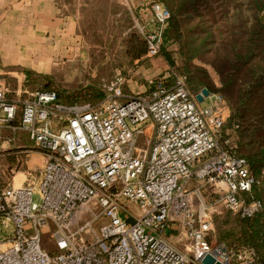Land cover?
Listing matches in <instances>:
<instances>
[{
	"label": "built area",
	"instance_id": "1",
	"mask_svg": "<svg viewBox=\"0 0 264 264\" xmlns=\"http://www.w3.org/2000/svg\"><path fill=\"white\" fill-rule=\"evenodd\" d=\"M170 18L160 0H143L135 24L147 57L163 54ZM169 77L171 86L152 80L143 94L118 86L84 105L43 91L11 100L0 85V128L27 133L45 157L37 182L0 186V264H203L208 255L218 264H263L254 250L210 237L218 205L242 219L263 210L254 190L264 185V170L257 176L238 156L220 95L202 106L184 75L161 80ZM192 182L199 185L189 189ZM91 205L100 210L96 219L71 233ZM101 218L108 224L97 231ZM41 231L52 232L55 253L42 250ZM172 234L190 242L184 252L168 242Z\"/></svg>",
	"mask_w": 264,
	"mask_h": 264
},
{
	"label": "rangeland",
	"instance_id": "2",
	"mask_svg": "<svg viewBox=\"0 0 264 264\" xmlns=\"http://www.w3.org/2000/svg\"><path fill=\"white\" fill-rule=\"evenodd\" d=\"M77 3H79V8L84 9L81 13L80 28L76 30L77 33L73 37L76 44H71L74 49L77 48V51L68 54L64 52L56 54L55 56L60 59L61 64L52 68L51 71L46 68V72L42 74L27 71L24 67L4 68V71H0V85L9 89L8 98L23 100L37 90L49 88L57 90L67 102L75 103L73 105L96 104L105 98L101 97L103 94L105 95L115 87H121L126 94H143L150 90V81L162 79L167 73L171 74L172 71L179 73L181 61L176 47L166 48L165 53L175 62L174 65L169 64L165 55H162L165 59L164 65L162 63L160 65L154 61L157 59L135 60L129 54V50L134 51L136 49L135 38L143 40L135 27V14L142 7L143 0H77ZM72 54L76 56L69 61ZM206 68L214 84L219 87L221 84L218 74L213 68L209 66ZM13 73H18V75ZM31 73L34 75L32 78L30 77ZM37 82L39 83L38 86L35 85ZM20 86L22 91L18 94ZM25 90L27 93L23 92ZM208 103L209 100L202 103V106ZM226 107L227 116L230 117L231 111L227 105ZM15 125L18 126V123ZM145 140L146 138L141 135L138 143L139 148H144ZM24 141L28 142L29 148L13 149L17 142L22 144ZM6 142L8 143L5 144ZM8 153H10L9 156ZM14 157H17L18 161H15ZM43 163L42 152L35 146L27 133L23 131L13 132L9 128L0 129V186L12 185L14 177H16L15 187L37 182ZM28 167L31 169L28 170ZM23 172L25 173L23 174ZM26 172H29L30 176ZM198 185L199 183L192 182L188 188L191 189ZM34 199L39 201L37 197ZM194 200L197 205V198L194 197ZM122 203L132 215H139L136 205L126 199ZM216 208L217 213L214 215L215 230L210 239L213 244L228 245L230 235L236 229L238 222L236 217L221 205ZM99 211L97 206L91 205L89 209L83 212L79 222L71 229V233H76L89 222L95 220ZM125 215L124 213V218ZM106 224H108V219L101 218L94 224V228L99 231ZM51 233L39 232L41 248L49 254L55 253ZM5 235V233L0 232V238ZM80 236L85 235L81 234ZM167 240L182 252L190 243L188 240H180L174 234L169 236Z\"/></svg>",
	"mask_w": 264,
	"mask_h": 264
},
{
	"label": "trees",
	"instance_id": "3",
	"mask_svg": "<svg viewBox=\"0 0 264 264\" xmlns=\"http://www.w3.org/2000/svg\"><path fill=\"white\" fill-rule=\"evenodd\" d=\"M160 1L171 13L163 34L162 55L166 48L176 47L181 61L178 74L187 78L191 93L197 95L206 88L223 98L231 111L224 129L235 130L238 156L259 176L264 170V0ZM135 43L136 49L129 50L133 59H157L154 61L160 65L165 62L162 55L147 57L144 40L135 38ZM165 56L170 65L175 64ZM206 66L218 74L219 87ZM156 81L171 86L174 78ZM37 91L56 93L62 103L75 104L55 89ZM27 144L17 142L21 148H29ZM254 197L263 203V210L251 218L236 217L238 225L227 246L252 249L264 264V185L254 190Z\"/></svg>",
	"mask_w": 264,
	"mask_h": 264
},
{
	"label": "crops",
	"instance_id": "4",
	"mask_svg": "<svg viewBox=\"0 0 264 264\" xmlns=\"http://www.w3.org/2000/svg\"><path fill=\"white\" fill-rule=\"evenodd\" d=\"M78 4L77 0H0V71L7 67H24L27 71L42 74L46 68L51 71L61 64L56 54L77 51L71 44H76L73 37L80 28L84 11ZM75 56L72 54L69 61ZM19 88L17 93L20 94L22 88ZM20 119L19 113L17 123ZM20 148L13 146V149ZM42 156L44 166L45 157ZM13 159L18 161L17 157Z\"/></svg>",
	"mask_w": 264,
	"mask_h": 264
},
{
	"label": "water",
	"instance_id": "5",
	"mask_svg": "<svg viewBox=\"0 0 264 264\" xmlns=\"http://www.w3.org/2000/svg\"><path fill=\"white\" fill-rule=\"evenodd\" d=\"M210 91L208 90V89H203L202 91H201V94H198L197 96H196V98H197V101L199 102V103H203L204 101H205V99L206 98H208L209 96H210ZM203 264H218V263H216V260H215V258L213 257V256H211V255H208V256H206V258L203 260Z\"/></svg>",
	"mask_w": 264,
	"mask_h": 264
}]
</instances>
